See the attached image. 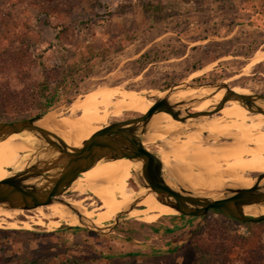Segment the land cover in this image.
Returning <instances> with one entry per match:
<instances>
[{
    "label": "rangeland",
    "instance_id": "1",
    "mask_svg": "<svg viewBox=\"0 0 264 264\" xmlns=\"http://www.w3.org/2000/svg\"><path fill=\"white\" fill-rule=\"evenodd\" d=\"M263 52L264 0H0V122L45 113L59 119L100 87L149 94L182 81H225L264 95V60L248 67ZM43 82L49 88L40 96L33 91ZM139 115L124 112L108 123ZM147 144L169 151L161 140ZM71 190L67 198L100 205ZM36 217L0 220V264H198L209 252L218 255L206 264H240L245 252L264 246V222L217 212L160 216L155 225L127 217L109 234L47 230ZM112 220L102 217L100 227Z\"/></svg>",
    "mask_w": 264,
    "mask_h": 264
},
{
    "label": "bare ground",
    "instance_id": "2",
    "mask_svg": "<svg viewBox=\"0 0 264 264\" xmlns=\"http://www.w3.org/2000/svg\"><path fill=\"white\" fill-rule=\"evenodd\" d=\"M254 58L248 67L264 60V52L257 53ZM209 70V66L197 70L190 78L202 76ZM233 90L249 94V90ZM150 92L148 94L141 91L135 94L123 92L118 87H100L70 104L67 115H61L57 119L56 114L49 113L37 125L59 132L68 145L80 147L85 140L107 125L110 117H122L124 112L145 114L152 105V100L146 96L159 97L165 94L159 91ZM198 93L199 91L192 90L179 92L173 95L171 100L177 102ZM223 95L224 90L201 104L192 105L193 110L210 109L215 105L214 99L221 100ZM208 118L206 122L205 119ZM158 121L166 122L162 126ZM152 130L153 133L145 137V145L157 140L165 143L169 151L159 147L156 152L168 164L171 173L185 189L200 194H212L226 188H250L255 183L253 178L255 175H246L245 172L264 173V115L250 114L236 101L228 102L222 111L211 117L190 119L186 124L165 113L156 115L152 121ZM220 137L235 138L237 141L210 142V139ZM33 147L34 142L30 136L13 135L0 141V182L10 174V169L23 166L25 163L23 155L32 151ZM172 156L181 166L173 164ZM137 171V165L128 159L101 162L92 170L81 174L72 186L73 190L78 191V196L90 193L99 200L100 205L97 207L95 203H91L93 208L90 209L84 205L85 200L67 197L64 199L72 202L83 214L85 218L83 223L93 222L100 226L102 217L114 219L129 206L138 192H143L141 187L137 186V189H134L130 184L131 180L136 183ZM138 207L129 213V217L148 224H153L160 216L179 215L172 207L160 203L152 194L146 195ZM254 211L256 210H252ZM24 212H37L36 223L47 230L59 228L62 224L80 225L77 216L61 204L29 211L1 210L0 220L6 222L10 219L13 221L11 224L16 225L19 221L16 219ZM259 212L264 213V208L259 209ZM29 218L30 221L35 219L31 216ZM19 223L22 224L23 221Z\"/></svg>",
    "mask_w": 264,
    "mask_h": 264
},
{
    "label": "water",
    "instance_id": "3",
    "mask_svg": "<svg viewBox=\"0 0 264 264\" xmlns=\"http://www.w3.org/2000/svg\"><path fill=\"white\" fill-rule=\"evenodd\" d=\"M191 90L199 93L177 102L171 100L176 93ZM222 90V99L210 109L193 110L192 105L201 104ZM162 92L165 93L163 96H146L152 100V105L145 114L108 123L80 147L68 145L59 132L37 125L49 113L15 122H0V141L13 135H21L30 136L34 142L32 151L23 155V166L10 169V174L0 182V211H29L61 204L77 216L80 225L62 224L59 229L83 228L98 234H109L129 217V213L138 207L146 195L152 194L160 203L176 210L180 216L203 218L214 210L241 223L264 222V213L259 212V209L264 208V173L253 177L255 183L250 188H226L212 194L196 193L185 189L162 157L144 142L146 135L153 133L152 121L156 115L165 113L186 124L190 119L197 120L219 113L230 101L238 102L251 114L264 115V95L238 93L225 81H182ZM212 141L233 143L237 140L220 137L210 139ZM118 159H128L137 165L136 189L139 186L143 192H138L129 206L106 226L100 227L93 222L83 223V214L64 197L73 193L71 187L81 174L92 170L101 162ZM254 209L256 211L252 212Z\"/></svg>",
    "mask_w": 264,
    "mask_h": 264
},
{
    "label": "trees",
    "instance_id": "4",
    "mask_svg": "<svg viewBox=\"0 0 264 264\" xmlns=\"http://www.w3.org/2000/svg\"><path fill=\"white\" fill-rule=\"evenodd\" d=\"M18 52L19 51H16L15 53H18ZM48 88H49V86H48L47 82H43L42 84H40L39 86L36 87L37 91H33V92H35V93L38 92V95L41 96V95L45 94V91L48 90ZM24 119L25 118H22L21 120H24ZM210 212L220 213V212L214 211V210H212ZM182 218H185V217L182 216ZM229 218H231V217H229ZM166 230L167 231H173L174 229L166 228ZM206 251L209 252L208 250H206ZM217 255H218L217 252H214V253L209 252L208 254L206 253L202 257V260L198 264H206L207 261H209L208 259H214V258H216ZM239 261H240V264H264V246L260 245V247L258 246L255 250H250L248 252H245L244 256L240 257Z\"/></svg>",
    "mask_w": 264,
    "mask_h": 264
},
{
    "label": "crops",
    "instance_id": "5",
    "mask_svg": "<svg viewBox=\"0 0 264 264\" xmlns=\"http://www.w3.org/2000/svg\"><path fill=\"white\" fill-rule=\"evenodd\" d=\"M206 120H209V118H208V119H205V121H206ZM205 121H204V122H205ZM206 122H207V121H206ZM186 219H188V218H186ZM199 219H201V218H199ZM158 222H159V221H158ZM156 223H157V222H156ZM154 225H155V224H154ZM167 225H168L167 228L173 227V226H172L171 224H169V223H167ZM156 233H157V234H160L161 231L159 230V231L156 232Z\"/></svg>",
    "mask_w": 264,
    "mask_h": 264
},
{
    "label": "flooded vegetation",
    "instance_id": "6",
    "mask_svg": "<svg viewBox=\"0 0 264 264\" xmlns=\"http://www.w3.org/2000/svg\"><path fill=\"white\" fill-rule=\"evenodd\" d=\"M146 146L148 147L149 145L148 144H146ZM260 172H258V173H253V174H249V175H257V174H259ZM72 195H74L73 193H70V194H68L67 196H72ZM75 195H77L78 196V194H75Z\"/></svg>",
    "mask_w": 264,
    "mask_h": 264
}]
</instances>
